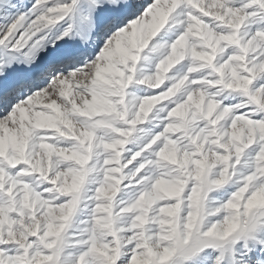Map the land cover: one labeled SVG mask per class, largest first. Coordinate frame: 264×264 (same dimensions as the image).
<instances>
[{
	"label": "snow or ice",
	"instance_id": "1",
	"mask_svg": "<svg viewBox=\"0 0 264 264\" xmlns=\"http://www.w3.org/2000/svg\"><path fill=\"white\" fill-rule=\"evenodd\" d=\"M0 264H264V0H0Z\"/></svg>",
	"mask_w": 264,
	"mask_h": 264
}]
</instances>
